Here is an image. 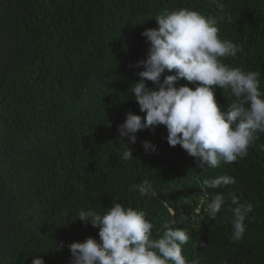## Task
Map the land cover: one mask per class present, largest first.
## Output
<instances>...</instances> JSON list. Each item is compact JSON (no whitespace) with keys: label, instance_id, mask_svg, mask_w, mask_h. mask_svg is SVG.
<instances>
[{"label":"trees","instance_id":"trees-1","mask_svg":"<svg viewBox=\"0 0 264 264\" xmlns=\"http://www.w3.org/2000/svg\"><path fill=\"white\" fill-rule=\"evenodd\" d=\"M179 8L215 18L219 37L244 48L221 62L259 72L264 92V0H0V264H32L39 254L45 264H70L68 244L99 240L79 210L104 214L112 202L143 210L153 239L167 227L187 230L188 261L264 264V134L245 158L202 168L169 146L160 125L138 131L133 159L121 158L127 138L118 126L129 111L146 116L129 91L150 47L142 33ZM215 92L227 112L231 91ZM224 174L236 183L202 191L204 179ZM145 180L154 197L134 190ZM216 193L225 204L210 220L205 208ZM232 194L253 205L238 241Z\"/></svg>","mask_w":264,"mask_h":264},{"label":"clouds","instance_id":"clouds-1","mask_svg":"<svg viewBox=\"0 0 264 264\" xmlns=\"http://www.w3.org/2000/svg\"><path fill=\"white\" fill-rule=\"evenodd\" d=\"M223 7V5H219ZM157 27L147 28L142 35L150 47L147 59L138 62L139 81L129 91L146 116L129 111L118 126L119 139L127 138L123 160L133 159L129 144H135L140 130L163 125L168 131L169 146L180 145L196 158L202 168H219L221 163L232 164L248 155V150L264 134V92L260 90V73L244 71L221 62V58L236 57L242 45L219 37L213 17L199 11L179 8L156 15ZM174 73L163 75L165 72ZM163 75V79H162ZM184 79L189 84L177 86ZM151 81L154 87L148 86ZM215 87L230 90L235 98L227 112L221 110ZM146 152H155L157 145L142 141ZM264 150V145H260ZM227 174L202 181L204 189H218L235 184ZM142 197L156 195L147 180L134 186ZM232 239L240 240L246 232L245 220L252 211L251 203L242 204L231 195ZM225 204L223 193H216L207 203L205 212L215 220ZM77 218L85 226L99 229V240L68 244L70 264H198L188 261L182 246L190 236L183 228L167 227L158 238H152L154 225L143 210L112 202L104 214L79 210ZM202 246H207L200 241ZM63 246L62 243L60 245ZM32 264H45L41 254L33 256Z\"/></svg>","mask_w":264,"mask_h":264}]
</instances>
